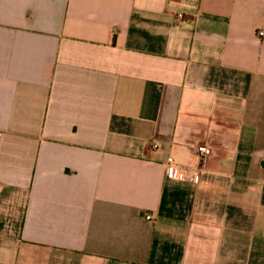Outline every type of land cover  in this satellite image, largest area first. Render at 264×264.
I'll return each mask as SVG.
<instances>
[{"label":"crops","instance_id":"crops-1","mask_svg":"<svg viewBox=\"0 0 264 264\" xmlns=\"http://www.w3.org/2000/svg\"><path fill=\"white\" fill-rule=\"evenodd\" d=\"M262 28L264 0H0V264H264Z\"/></svg>","mask_w":264,"mask_h":264},{"label":"built area","instance_id":"built-area-1","mask_svg":"<svg viewBox=\"0 0 264 264\" xmlns=\"http://www.w3.org/2000/svg\"><path fill=\"white\" fill-rule=\"evenodd\" d=\"M178 18H182V15L181 14H178L177 15ZM257 36L258 38L262 39L264 38V28L260 29L257 31ZM152 147L157 150L159 148L158 144L154 143L152 145ZM197 152L200 156V159L202 162H204L206 160V158L208 156H210L211 154V151H210V148L206 145H200L197 147ZM166 164H167V172H168V175L171 177V178H179V176L177 175V172H175V169L172 167V159L171 158H167V161H166ZM147 220L150 219V217L146 216L145 217Z\"/></svg>","mask_w":264,"mask_h":264}]
</instances>
